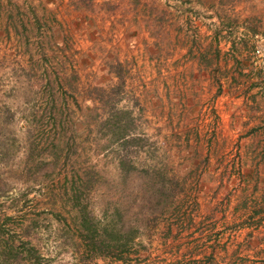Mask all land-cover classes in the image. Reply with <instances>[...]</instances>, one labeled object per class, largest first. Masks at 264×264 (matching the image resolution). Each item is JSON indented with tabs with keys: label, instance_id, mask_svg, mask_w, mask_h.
<instances>
[{
	"label": "rangeland",
	"instance_id": "rangeland-1",
	"mask_svg": "<svg viewBox=\"0 0 264 264\" xmlns=\"http://www.w3.org/2000/svg\"><path fill=\"white\" fill-rule=\"evenodd\" d=\"M0 264H264V0H0Z\"/></svg>",
	"mask_w": 264,
	"mask_h": 264
},
{
	"label": "crops",
	"instance_id": "crops-1",
	"mask_svg": "<svg viewBox=\"0 0 264 264\" xmlns=\"http://www.w3.org/2000/svg\"><path fill=\"white\" fill-rule=\"evenodd\" d=\"M163 17H165V15ZM174 17L175 16H173V18ZM208 19H211V16ZM113 26H117L116 21L113 22ZM135 36L136 35L127 34L123 36L122 40L127 45L132 46L138 40L137 38H134ZM119 37L121 38V36ZM139 41H143V38H140ZM163 44L161 46H164ZM113 50L116 53L115 50H117V48H113ZM138 50H141V48H139ZM253 99H251L247 94L228 97L226 95H219L214 101V104L217 105L218 108L217 115H219V117L214 118L215 132H213L219 136H239L240 138H242L241 144L239 142L236 145L238 146L236 150L240 155L239 164L244 168L256 167V156H249L250 152H253V154L254 152H256V145L250 144V142H246L247 138H249L250 136H256V109L250 110V105L252 103H256V101H253ZM236 146L234 145L232 147V145H230V148L232 147V149L235 151L234 148ZM249 174L250 172L247 170H242V172L239 174L240 182L241 184H244L241 185V187L246 188L245 186L249 184ZM202 183H204V181ZM203 190L210 193L212 192L208 189V187L205 186L203 187Z\"/></svg>",
	"mask_w": 264,
	"mask_h": 264
},
{
	"label": "trees",
	"instance_id": "trees-1",
	"mask_svg": "<svg viewBox=\"0 0 264 264\" xmlns=\"http://www.w3.org/2000/svg\"><path fill=\"white\" fill-rule=\"evenodd\" d=\"M120 134H121L120 137H122L123 142H138L139 139H140L139 136H136V135H129V134L126 135L124 133L123 134L120 133ZM120 159L118 160L119 161L118 164L122 168L123 167V162ZM86 227H87V225H86ZM114 235L118 236L116 233H114ZM113 245L116 246V245H120V244L118 242H114ZM111 247H112V245L106 244L105 246H102V250H105L108 253V251H113V250H111L112 249ZM100 249H101V247H100ZM113 249H117V252H115V258L116 259H120L122 257L121 256L122 255L121 254L122 248L117 246L116 248H113Z\"/></svg>",
	"mask_w": 264,
	"mask_h": 264
}]
</instances>
